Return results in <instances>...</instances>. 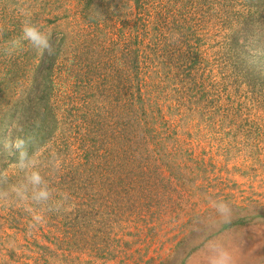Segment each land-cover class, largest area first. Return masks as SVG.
Here are the masks:
<instances>
[{
    "label": "rangeland",
    "instance_id": "374dc122",
    "mask_svg": "<svg viewBox=\"0 0 264 264\" xmlns=\"http://www.w3.org/2000/svg\"><path fill=\"white\" fill-rule=\"evenodd\" d=\"M138 35L154 61L138 85L149 125L159 116L146 140L166 144V178L145 218L112 208L110 234L76 219L61 244L59 199L106 212L100 182L77 193L66 176L69 125L93 120L109 83L130 86L122 60L104 66ZM181 50L198 56L192 83ZM107 188L134 208L132 191ZM0 264H264V0H0Z\"/></svg>",
    "mask_w": 264,
    "mask_h": 264
},
{
    "label": "trees",
    "instance_id": "16d2710c",
    "mask_svg": "<svg viewBox=\"0 0 264 264\" xmlns=\"http://www.w3.org/2000/svg\"><path fill=\"white\" fill-rule=\"evenodd\" d=\"M166 18L168 19L169 15ZM145 33L146 31L143 29V36L146 35ZM138 34L141 36L140 31ZM139 35L136 40H131L127 47L121 49L120 55L123 57L117 58L112 56L104 66L106 70L110 68L113 72V61L122 60L123 64L129 67L132 74V77L129 75L130 86L125 88L121 77H119L120 81L117 84L114 85L113 81L107 86L105 85L106 87L101 89L100 94L98 93V97H101V100L98 102L92 101L85 108L94 115L93 120H84V127H81L79 124L70 123V130L75 131L73 145L76 146V150H69L71 146L70 140H60L62 153L69 150L67 151L68 154H75L74 157L68 160L70 164L67 165L66 176L71 175L76 185L83 184V188L78 186L79 188L77 187L76 192L81 193L83 191L80 190H87V184L98 185L100 182V185L103 186V189L99 191L101 193L100 196H105L102 198L104 202L98 204V207L102 210L106 209V212L93 211L89 213L80 209L82 207L93 210L97 208L87 207L79 201L69 206L65 203L64 199H59V201L62 200L64 202L60 203L62 212H59L61 217L60 222L62 223L58 226L59 230L52 232V234L56 236L61 234V244H68V236L71 235L72 230L75 228L74 225L78 227L76 219L78 222H81L89 216H96L98 222H95L97 224L93 227L99 228V230H106L110 234L112 229L117 227L115 223L118 220V213L109 212L112 208H117V212H122L129 216H131L130 214H137L135 211L139 212V209L143 208L142 213H139L145 218L147 215L145 211L148 212L154 206L151 199H149L151 196H147V194H155L153 191L159 188L160 182L166 178V171L169 168L167 163L163 164L162 157V150L166 149V144H164L163 140H158L155 148L148 150L149 147L146 140L148 131L154 129L152 125H157L159 116L158 118H154L155 121H152L151 125H149L150 121L147 120V104L145 103L143 93L144 88L138 85H142V80L147 78V71L145 69L154 61L151 58L152 52L147 53L141 50V48L145 47L141 45ZM158 36L162 41L163 36L160 34ZM159 39L151 40L149 44L158 47L161 43ZM180 44L183 43L180 42ZM179 53L181 55L178 61H183L185 66H179L178 68L181 69V73L185 75L189 83H192L195 77L194 70L196 69L195 65L198 56L193 52L182 50ZM98 57L101 58V54ZM141 68H144V70H140ZM105 77L104 79L113 78L109 77V75ZM132 90H134L132 93L124 96V91L131 92ZM92 108H95L96 112ZM119 110L120 113L118 114ZM50 116H52V121L57 128L59 119L55 108L52 109ZM153 155L156 158V162L152 157ZM63 178H59V181L65 180V175ZM59 184L63 185V182ZM110 184H115L118 188H124L125 186L127 193L132 191L135 195L134 198L132 197L134 208L129 205L132 211L125 209V206L121 205V202H117V200H114L112 203L110 202V193L116 194V192H111L107 188ZM55 190L63 198L61 194L64 191L63 187L56 188ZM94 192L98 193V190ZM120 192L117 191V193ZM121 197H124L123 194ZM91 198L97 200L93 195ZM148 200L151 203H147L146 201ZM71 206L73 209L70 211L69 207ZM50 213L53 215L54 211ZM55 213L57 214L58 212L55 211ZM141 215L134 222L143 223ZM74 216L75 222L73 224ZM99 230L97 229V231ZM81 232L82 230H80Z\"/></svg>",
    "mask_w": 264,
    "mask_h": 264
}]
</instances>
